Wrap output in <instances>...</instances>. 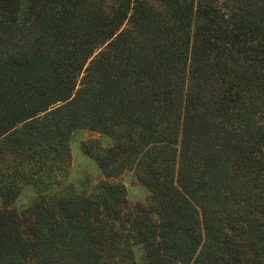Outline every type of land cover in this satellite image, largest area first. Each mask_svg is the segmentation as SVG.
<instances>
[{"label": "trees", "instance_id": "1", "mask_svg": "<svg viewBox=\"0 0 264 264\" xmlns=\"http://www.w3.org/2000/svg\"><path fill=\"white\" fill-rule=\"evenodd\" d=\"M0 198V264H264V0H0Z\"/></svg>", "mask_w": 264, "mask_h": 264}, {"label": "rangeland", "instance_id": "2", "mask_svg": "<svg viewBox=\"0 0 264 264\" xmlns=\"http://www.w3.org/2000/svg\"><path fill=\"white\" fill-rule=\"evenodd\" d=\"M93 142L103 146H109L113 139L107 135L92 131L88 128L76 130L71 138L72 163L66 183L73 185L77 192H90L98 181L104 178L100 168L93 157L83 149V143L91 145ZM115 182H122L127 188L128 209L125 211V218L130 220L139 212L148 209V189L140 182L136 172L127 170L116 178ZM58 187V186H57ZM55 187V188H57ZM37 198V191L31 184L26 185L15 203L8 208L16 210L23 220L32 219L31 208ZM0 206L5 207L0 198ZM137 264H147L146 252L141 245L136 246Z\"/></svg>", "mask_w": 264, "mask_h": 264}]
</instances>
